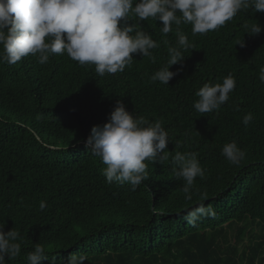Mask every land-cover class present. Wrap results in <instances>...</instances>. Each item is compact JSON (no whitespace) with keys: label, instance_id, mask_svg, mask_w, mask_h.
<instances>
[{"label":"trees","instance_id":"trees-1","mask_svg":"<svg viewBox=\"0 0 264 264\" xmlns=\"http://www.w3.org/2000/svg\"><path fill=\"white\" fill-rule=\"evenodd\" d=\"M129 22L131 35L143 31L159 44L150 50L155 62L133 54L123 72L103 77L67 54L45 64L32 55L0 63V223L24 238L20 257L8 264H26L36 243L56 264L73 253L86 254L84 264H264V12L241 10L204 35L184 23L165 36L159 20L130 14ZM256 23L261 33H246ZM177 29L192 47L181 49L183 65L170 67L180 71L168 85L153 83L168 47H179ZM229 74L236 80L229 100L201 116L195 93ZM118 100L134 116L161 120L170 139L169 159L147 162L149 178L135 191L107 183L105 165L84 146ZM248 113L253 120L245 126ZM233 140L246 152L239 166L221 154ZM176 151L196 153L205 170L191 200L173 175ZM201 202L215 216L193 227L184 216Z\"/></svg>","mask_w":264,"mask_h":264},{"label":"clouds","instance_id":"clouds-1","mask_svg":"<svg viewBox=\"0 0 264 264\" xmlns=\"http://www.w3.org/2000/svg\"><path fill=\"white\" fill-rule=\"evenodd\" d=\"M133 4L134 0H0V63L11 66L32 55L38 63L45 64L52 55L67 54L80 66L94 65L96 74L103 77L123 72L133 62V54L155 62L150 50L159 44L143 31L131 35L134 26L129 22L130 14L139 21H161L160 31L166 36L173 24H189L193 35H204L225 26L241 10L264 12V0H137L134 7ZM261 31L262 26L256 23L246 33L257 35ZM176 35L179 47H168L167 64L150 77L151 82L168 85L179 73L180 69L173 72L170 67L182 66L185 57L181 49L186 51L192 45L179 29ZM237 44L245 46L244 40ZM259 80L264 83V66L259 69ZM235 88L236 80L231 74L222 83H204L195 93L198 100L193 107L201 116L218 112ZM252 120V113H248L242 122L248 126ZM169 142L161 120L134 116L118 100L107 122L91 128L84 146L105 165L102 173L107 183H127L135 191L149 178L147 162L162 164L169 159ZM221 154L236 166L246 157L235 140L224 144ZM171 163L174 178L184 182L185 198L191 200L196 178L205 177L197 154L176 151ZM44 207L42 202L41 210ZM213 216L211 205L206 207L201 202L187 210L184 219L195 227L201 218ZM4 229L5 223H0V264L20 257L24 239L15 227ZM87 259L84 253H73L60 264H84ZM45 260L56 264L55 257L49 260L39 243L26 254V264H42Z\"/></svg>","mask_w":264,"mask_h":264},{"label":"rangeland","instance_id":"rangeland-1","mask_svg":"<svg viewBox=\"0 0 264 264\" xmlns=\"http://www.w3.org/2000/svg\"><path fill=\"white\" fill-rule=\"evenodd\" d=\"M257 230V229H256ZM246 241V240H245ZM245 243V242H244ZM246 244V243H245ZM241 246V245H240Z\"/></svg>","mask_w":264,"mask_h":264}]
</instances>
